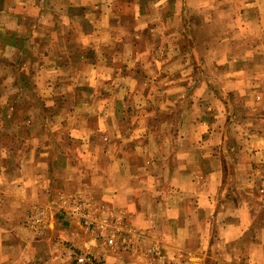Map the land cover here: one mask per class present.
I'll return each instance as SVG.
<instances>
[{
  "label": "crops",
  "instance_id": "crops-1",
  "mask_svg": "<svg viewBox=\"0 0 264 264\" xmlns=\"http://www.w3.org/2000/svg\"><path fill=\"white\" fill-rule=\"evenodd\" d=\"M129 2L138 16L148 14L144 0H0V264H31L38 258L41 237L34 222L46 208L51 209V220L55 219L57 205L63 204L71 184L70 173L79 171L82 163L73 162L76 156L92 157L94 189L102 199L125 211L139 236L138 245H143L139 249L159 252L166 264H264V176L256 164L250 168L233 164L232 168L225 150L216 151L207 143L208 149H176L175 159L169 160L171 155L161 158L164 162L160 165L150 162L149 167L144 164L139 168L136 156L148 155L151 161L157 157L146 147L150 136L145 131L124 137L117 134L118 139L132 145L133 154L115 151V160L106 167L98 164L104 151L88 148L94 144L85 129L69 123L67 134L52 128L46 131V126L42 132L36 130L37 116H42L36 109L57 106L53 97L43 100L39 95L48 85L56 97L64 88L69 91L70 81L81 87V78L90 74L101 83L119 76L118 70L106 64L110 59L103 52L104 46L115 40L104 36L106 29L117 28V23L125 20L122 9L126 3L130 6ZM61 29L68 30L66 36H59ZM92 36L97 38L98 47L90 55L83 40ZM47 45L49 49L44 48ZM88 61L93 65L91 71ZM256 102L252 107L260 108L262 104ZM109 104L113 108L116 103L111 100ZM197 108L195 104L193 110ZM18 109L27 112L17 116ZM29 110H35V116L29 115ZM53 118L51 125L56 121ZM115 118L112 114L113 121ZM215 120L204 116L200 123L210 126ZM259 120L262 122L255 117L248 122L257 125ZM66 122L61 120V127H66ZM103 127L101 124L99 132ZM253 135L260 133L256 130ZM210 137L205 141L198 137V146ZM78 140L84 147L76 150ZM102 140L110 139L102 136ZM7 141L13 144L8 147ZM139 144L144 148L139 149ZM260 155L262 152H256L253 157ZM233 169L240 176L237 188L227 181V173ZM152 171L163 173L161 179L151 175ZM138 172L145 174L141 181H137ZM63 213L70 216L67 210ZM69 219L64 228L53 223L51 233L57 237L75 234L77 226ZM110 257L107 263L152 264L140 255L134 257L138 260L126 261L119 255Z\"/></svg>",
  "mask_w": 264,
  "mask_h": 264
},
{
  "label": "rangeland",
  "instance_id": "rangeland-1",
  "mask_svg": "<svg viewBox=\"0 0 264 264\" xmlns=\"http://www.w3.org/2000/svg\"><path fill=\"white\" fill-rule=\"evenodd\" d=\"M158 3L165 7L156 8ZM144 6L148 14L138 16L132 3L130 6L126 3L122 9L125 20L117 23V28L105 30L104 37L115 40L103 48L110 59L106 64L118 70L119 76L101 83L90 74L81 78V87L70 81L69 91L64 88L65 92L56 97L48 85L46 92L39 95L43 100L53 97L57 106L36 109L42 115L37 116L36 130L42 132L41 128L46 126V131L51 132L52 128L67 134L69 123L85 129L95 145L88 148L104 151L98 164L106 167L115 160L112 156L115 151L133 154L132 145L121 137L146 131L150 136L146 147L157 157L151 161L148 155L136 156L134 161L139 168H144V164L149 167L150 162L160 165L164 162L161 158L171 155L169 160L175 159L176 149L203 146L208 149L211 143L216 151L225 150L232 168L233 164L245 168L256 164L264 176V0H144ZM86 31L93 33L89 28ZM67 32L61 29L59 36H66ZM83 41L87 42L90 55L98 47L95 36ZM89 65L88 61L91 71L93 65ZM133 75L136 76L133 78ZM129 90L136 91L127 93ZM111 100L116 103L115 108L109 104ZM256 101L262 104L260 108L252 107ZM195 104L199 106L197 110H193ZM29 111V115L35 116V110ZM21 112L26 114L27 110L18 109L15 114L19 116ZM112 114L116 115V121L112 120ZM43 116L48 118L42 119ZM204 116L216 120L206 126L200 123ZM255 117L262 122L251 125L248 120ZM51 118L56 120L53 125ZM63 119L67 120L66 127H61ZM101 124H104L102 133L99 132ZM256 130L260 136L253 135ZM100 134L110 140L101 141ZM117 134L121 135L119 139ZM209 134L213 138L202 144ZM201 136L203 140L198 146ZM12 141H7L8 147ZM220 142L225 146H220ZM75 147L76 150L84 147L83 141H76ZM137 147L144 148L142 144ZM241 151L243 155H239ZM256 152L262 155L253 157ZM85 159L73 158L76 165L82 163L79 171L70 173L71 184L63 204L57 205L55 219L51 220V209L39 211L34 222L41 237L39 256L31 264H115L114 261L107 263L112 255H119L125 261L138 260L134 257L140 255L144 257L141 260L152 264H166L163 256L159 252L155 254L152 248L151 252L139 249L143 245L137 243L139 236L135 235V227L123 209L102 199L94 189L92 157ZM149 173L160 179L163 174ZM108 176L113 177L111 172ZM136 177L141 181L145 174L138 172ZM239 179L234 169L227 173L228 185L232 188L241 185ZM67 218L76 224L75 234L53 235L51 225L56 223L64 228Z\"/></svg>",
  "mask_w": 264,
  "mask_h": 264
},
{
  "label": "built area",
  "instance_id": "built-area-1",
  "mask_svg": "<svg viewBox=\"0 0 264 264\" xmlns=\"http://www.w3.org/2000/svg\"><path fill=\"white\" fill-rule=\"evenodd\" d=\"M113 242H110V244H112Z\"/></svg>",
  "mask_w": 264,
  "mask_h": 264
},
{
  "label": "trees",
  "instance_id": "trees-1",
  "mask_svg": "<svg viewBox=\"0 0 264 264\" xmlns=\"http://www.w3.org/2000/svg\"><path fill=\"white\" fill-rule=\"evenodd\" d=\"M96 264V263H95Z\"/></svg>",
  "mask_w": 264,
  "mask_h": 264
}]
</instances>
